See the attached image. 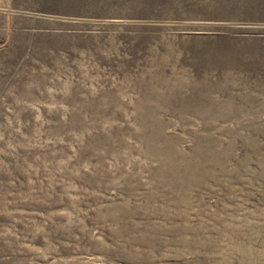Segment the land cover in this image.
Wrapping results in <instances>:
<instances>
[{
    "label": "rangeland",
    "instance_id": "1",
    "mask_svg": "<svg viewBox=\"0 0 264 264\" xmlns=\"http://www.w3.org/2000/svg\"><path fill=\"white\" fill-rule=\"evenodd\" d=\"M0 264H264V0H0Z\"/></svg>",
    "mask_w": 264,
    "mask_h": 264
},
{
    "label": "crops",
    "instance_id": "2",
    "mask_svg": "<svg viewBox=\"0 0 264 264\" xmlns=\"http://www.w3.org/2000/svg\"><path fill=\"white\" fill-rule=\"evenodd\" d=\"M246 36H248V35H246ZM214 37H215V39H217L218 37H220L219 35H214ZM245 39H249V38H245ZM214 40V39H213ZM210 41H211V39H210ZM209 40H206V42L205 43H209L210 42ZM210 45V49L212 50L211 51V55L213 56V58H214V63H213V65H214V69H216V70H223V69H225V68H222V67H220V65H225V63H223V61H219L218 60V57H217V55H215L216 54V52L215 51H217V49L219 50L220 49V47H224L223 46V44H221V43H213V45H211V44H206L205 46H209ZM247 46H250V45H244V47H247ZM253 46V45H252ZM203 47H204V45H203ZM226 48H229V47H226ZM222 49H224V48H222ZM220 52V51H219ZM249 62V63H248ZM259 61L258 60H256V59H254V58H252V57H250L249 58V61H246L245 63H243V66H245V65H257V63H258ZM245 64V65H244ZM226 65H232L231 63H227ZM246 69H247V67H246ZM225 70H228V69H225ZM228 104H230V103H228ZM232 104V103H231Z\"/></svg>",
    "mask_w": 264,
    "mask_h": 264
}]
</instances>
